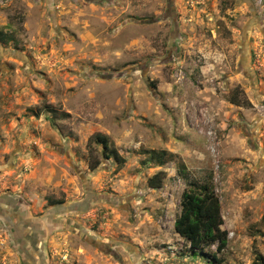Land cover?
Returning <instances> with one entry per match:
<instances>
[{
  "label": "rangeland",
  "instance_id": "obj_1",
  "mask_svg": "<svg viewBox=\"0 0 264 264\" xmlns=\"http://www.w3.org/2000/svg\"><path fill=\"white\" fill-rule=\"evenodd\" d=\"M0 30V264L264 255V0H0ZM97 132L123 161L91 152ZM205 182L219 263L175 229Z\"/></svg>",
  "mask_w": 264,
  "mask_h": 264
},
{
  "label": "trees",
  "instance_id": "obj_2",
  "mask_svg": "<svg viewBox=\"0 0 264 264\" xmlns=\"http://www.w3.org/2000/svg\"><path fill=\"white\" fill-rule=\"evenodd\" d=\"M0 40L8 42L7 34L0 30ZM230 101L248 106L250 102L247 98H230ZM101 145L105 158L115 157L123 161L119 151L113 145L108 135L104 133H94L89 138V147L94 153V145ZM99 158L95 157L91 162V168H96L100 164ZM164 172L159 171L149 178V185L153 188L163 186ZM60 199L52 201L55 203H63ZM224 217L222 214L221 200L212 187L210 182L195 183L194 186L185 188L181 197V211L175 220L176 231L187 241L191 243L195 250H204L206 246L217 244V251L212 255L215 262H222L223 259L217 256L218 252H222L229 242V232L222 226ZM252 264H264V255L259 252Z\"/></svg>",
  "mask_w": 264,
  "mask_h": 264
},
{
  "label": "flooded vegetation",
  "instance_id": "obj_3",
  "mask_svg": "<svg viewBox=\"0 0 264 264\" xmlns=\"http://www.w3.org/2000/svg\"><path fill=\"white\" fill-rule=\"evenodd\" d=\"M19 228H20V227H19ZM22 235H23V237H21V238H24V239H25V237H28L29 233H28V234H27V233H26V234L24 233V234H22ZM24 235H26V236L24 237ZM26 241H27V240H26ZM24 244L27 246L28 242H25ZM40 253H41V252H40Z\"/></svg>",
  "mask_w": 264,
  "mask_h": 264
}]
</instances>
